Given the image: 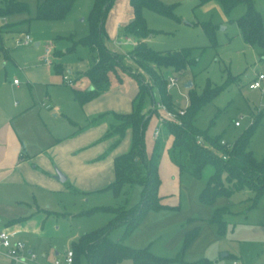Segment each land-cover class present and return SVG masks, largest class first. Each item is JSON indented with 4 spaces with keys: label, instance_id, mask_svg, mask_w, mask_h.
Here are the masks:
<instances>
[{
    "label": "rangeland",
    "instance_id": "1",
    "mask_svg": "<svg viewBox=\"0 0 264 264\" xmlns=\"http://www.w3.org/2000/svg\"><path fill=\"white\" fill-rule=\"evenodd\" d=\"M19 1L25 2L28 10L17 14L16 17L21 22L16 23V30L5 35L4 39L11 56L8 58L9 62L6 68L8 76L10 75L11 85H13V88L9 87L13 91V95H10L11 101H19L16 96L17 92L29 93L27 83V76L29 75L36 77L37 83L34 85V90L38 97L51 92L55 98L61 101L72 98L71 101L80 106L73 96L71 84H64L60 81L61 75L56 71L54 64L50 63L45 56L44 51L46 44L52 42L64 44L67 40L66 37L79 39L88 34V14L93 0H75L65 16L55 19H37L34 17L38 0ZM160 1L171 5V12L174 17L143 8L142 15L146 26L152 30L146 37V44L154 50L191 48L192 56L195 57V62L181 71L166 68L158 69L161 77L166 78V80L170 75L175 77L173 85L168 86L167 84L168 93L175 107L185 108L187 106L190 88L201 92L207 84L211 87L222 85V89L197 111L194 120L196 127L206 130L211 137L218 136L228 144L233 143L243 132L252 127L248 149L251 150L256 159H261L264 154V45L258 42L248 43L240 33L236 19L243 14L245 5L238 4L228 13H225L217 0H207L203 3L199 0ZM129 5V0H114L108 8L103 24L104 42L108 50L121 55L123 63L129 65L131 72H136L135 65L130 62L127 63L131 51L130 41H133L134 36L127 34L124 42H118L126 17L121 16L118 18L120 20H117L116 15L121 9H124V12L128 8L130 10ZM253 6L261 15L264 36V0H253ZM111 11H115V16L110 15ZM107 20L112 24L109 28L106 27ZM117 23L121 26H116ZM207 26L213 30L214 41L206 33ZM25 32L31 37L26 45L20 41ZM35 41H41L40 48L35 47ZM49 49V52L52 53L51 48ZM79 53V51L71 52L65 60H78ZM259 73L263 74L260 87L249 88V82L255 79ZM120 75L121 83L118 86H112V90L120 92L115 103L118 104L119 108H124L120 110L121 112H126L130 108L129 100L138 86L136 79L126 68H121ZM15 78L21 86L17 92L14 83H12ZM144 80L150 83V79L146 75H144ZM187 81L192 82L189 88L184 86ZM103 94L104 92L95 98ZM157 101L158 96L156 95L155 102ZM150 109H152L150 95L145 94L142 110L148 113ZM79 110L82 112V108ZM160 110V107H157V111ZM234 121H238L239 125H234ZM156 128H159V136L162 138L161 154L169 156L168 147L164 140L165 133L156 112H153L144 124L145 150L151 151L154 142L153 132ZM94 141L96 144V141L100 142L102 138H97V140H92L89 143L93 144ZM212 172L213 167L210 164L205 165L200 177L196 178L197 183L191 181V176L188 174L181 173L182 191L179 207L149 210L153 211L154 214L151 222L162 220L178 222L189 208L187 195L196 185L199 189L197 190L198 199L199 191ZM126 189V194L122 192L117 197L109 190L107 192L88 191L84 193L81 190H64L52 193L53 199L47 193L46 198L51 201V204L50 207H47L48 202H46L45 208L53 212L43 219L44 233L48 235V238L39 239L40 241L36 239L34 246L36 261L40 264L52 261L56 257L55 250L60 251V253L63 252L68 248L70 241L76 240L81 233L105 224L113 216L111 212L93 210L96 206L122 204L126 207H133L136 205L141 198L140 185L134 183ZM30 196L31 194L28 193V197ZM253 196L254 194L250 189L244 188L233 191L227 197H217L214 200L215 205L226 204L229 210L224 215V231L219 234L215 225L209 222L217 236L216 242L204 251H191L189 253L184 251L183 257L186 258L183 259L191 261L208 259L209 264H233L234 257H237L242 264H264V194L258 197L255 204H252ZM180 227V223L174 224L173 235L177 233ZM123 228L122 225L113 227L110 231L111 238L113 240H117L118 237L121 238ZM160 232L162 230L158 231V233ZM47 240L51 247L45 251ZM163 240L164 238H161L153 243L154 252L149 244L142 247H147L150 252L156 255L176 256L181 249L183 240L176 248L160 246ZM22 241L25 246L32 243L26 238H23ZM44 253L45 255H43ZM128 262L129 260L126 259L120 264H128ZM184 262L173 261L169 264H187ZM0 264L23 263H10L8 259L2 258L0 255ZM62 264L65 263L62 262ZM80 264H89L84 254L80 255Z\"/></svg>",
    "mask_w": 264,
    "mask_h": 264
},
{
    "label": "trees",
    "instance_id": "2",
    "mask_svg": "<svg viewBox=\"0 0 264 264\" xmlns=\"http://www.w3.org/2000/svg\"><path fill=\"white\" fill-rule=\"evenodd\" d=\"M75 0H38L34 17L37 19H55L66 15ZM114 0H93L89 10V32L87 35L71 41L68 49L76 46L84 47L91 55L89 67L83 75L89 81L91 88L74 89V96L79 103L89 101L108 90L110 86V73L118 74L117 68H126L137 81V91L131 99V110L125 113L113 111L102 112L90 118L81 127L95 124L112 118L109 129L103 137L116 135V141L122 138L127 129L131 138L128 149L116 155L113 159L114 179L105 187L115 197L122 192L126 194L127 188L134 183L141 187V198L133 207L124 205L96 206L93 210L111 212L113 216L103 225L81 233L70 247L73 252L72 264H80V255L84 254L89 264H120L129 260L128 264H169L173 261L183 262V254L191 241L199 232L198 227L188 230L183 237L182 246L174 257H164L149 251L147 247H131L123 242L140 223L147 211L165 207L160 202L158 187L160 178L158 174V161L161 155L162 138L154 139L150 153L145 150L143 129L147 118L153 113L158 114L155 104L161 103L168 111L175 114L174 119H163L161 127L165 135L171 136L168 154L181 173L198 178L205 165L210 164L213 172L198 193V200L204 204H213L219 196H229L233 191L244 188L250 189L254 196L252 204L264 194V154L256 159L248 149L249 136L252 127L243 132L229 147L220 143L218 136L211 137L206 130L196 127L194 120L199 108L204 105L221 86L211 87L207 84L201 92L190 88L188 90L187 106L179 114L167 88L166 78H162L159 68L181 71L195 62L191 48L154 50L142 39L152 32L146 26L142 9L148 8L157 13L174 17L171 5L160 0H129L133 16L124 25L126 34L133 35L137 42L131 49L129 56L135 63L136 72H131L129 65L122 61L117 52L107 49L104 42V18L108 8ZM201 3L207 0H199ZM225 13H228L238 4H244L245 10L236 21L240 33L248 43L258 42L264 45L262 20L260 13L254 8L253 0H217ZM28 10L27 4L19 0H0V19H4ZM15 23L0 22V44L4 32L11 31ZM206 33L214 41L213 30L206 27ZM1 49V46H0ZM148 76L150 83L144 80ZM149 94L152 109L143 112L144 95ZM158 101L155 102V96ZM163 133V134H164ZM201 137V143L197 141ZM115 141V143H116ZM221 152L225 157L219 155ZM226 204L214 206L209 222L214 224L217 232L224 231V215L228 213ZM122 225L123 234L118 240H113L110 231L113 227ZM188 264H209L208 259H200Z\"/></svg>",
    "mask_w": 264,
    "mask_h": 264
},
{
    "label": "crops",
    "instance_id": "3",
    "mask_svg": "<svg viewBox=\"0 0 264 264\" xmlns=\"http://www.w3.org/2000/svg\"><path fill=\"white\" fill-rule=\"evenodd\" d=\"M129 6L130 10L128 8L124 12V9H121L116 15L117 20H120L118 18L121 16L126 17L124 25L133 16L132 7ZM115 11H111L110 15L115 16ZM16 16L17 14L4 18L3 22H18ZM0 21L2 23V19ZM111 26L112 24L107 20L106 27ZM116 26L121 25L117 23ZM16 28L17 25L11 31L4 32L0 44V230H14L17 232V238L31 240V244H26V250L35 253L36 239L48 238V235L44 233L43 219L52 214L53 211L45 208L46 202H48L47 207H50L51 204V201L46 198L47 193L53 199L52 193L64 190H81L83 193L88 191L107 192L108 189H105V187L114 179L113 159L116 155L128 149L131 134L130 130L127 129L124 136L118 141H116V135L103 137L112 121L109 116L95 124L81 127L92 116L102 112L111 110L117 113H125L120 111L124 108H119L118 104L115 103V100H118L120 96V92L112 90V86L115 87L121 83V68L119 67L117 68V75L114 73L109 75L110 86L108 90L103 95L91 99V101L79 103L76 100L80 106L74 104V101H71L72 98L61 101L55 98L51 92L38 97L34 90V85L37 83L35 81L36 77H30L29 75L27 76V83L30 95L24 91L22 93L17 92L21 87L19 81L15 83L13 82L14 79L12 80L16 88V96L19 99V101L12 102L10 95H13V91L9 87L13 88V85H11L10 75L8 76L6 70L9 62L8 58H11V56L4 39L5 35L13 30L15 31ZM126 37L127 34L123 27L118 42H124ZM142 40L146 43V37ZM136 42L137 39L133 37V41H130L131 49ZM56 43L46 44V48H51L52 51V53L48 52L46 57L50 63L54 64L56 71L61 75L60 81L68 84L63 79L64 74L71 79L73 96L74 89H89L91 85L83 72L91 62L90 53L82 46L68 49L71 45L69 39L64 44ZM34 45L36 48H40L42 43L41 41H35ZM78 51L80 52L78 60H65L69 53ZM129 62L135 65L130 56L127 60V63ZM131 98L129 100L130 108L126 112L131 110ZM45 104H48V106H45ZM81 108L84 114H81L82 112L79 110ZM157 115L158 117L162 115V111L160 110ZM97 138H102V141H96V144L95 141L93 144L89 143L92 140H97ZM164 140L167 147H169L171 136L165 135ZM56 170L63 173L65 176L64 181H60L55 177ZM158 174L160 178L158 195L160 196V202L165 206L162 209L178 206L181 202L182 191L181 172L169 156L160 155ZM190 179L197 183L196 178L191 177ZM195 182L193 183L195 184ZM197 190L199 189L195 185L187 195L189 208L178 222H168L167 220L151 222L154 214L153 211H148L137 228L124 238L123 242L131 247H142L149 244L154 252L153 243L164 238L160 246L171 248L173 246L176 248L181 244L184 234L188 230L198 227L199 232L185 249V253L199 252L210 248L216 242L217 236L208 219L211 216L213 206L217 205H215V202L210 205L200 202L197 199ZM28 193L31 194L30 197H28ZM179 223L181 227L173 235L174 224ZM161 230L162 232L158 233ZM71 242L68 248H70ZM49 247L51 245L47 240L45 251ZM64 252L65 250L61 253L55 250L54 254L56 257H62ZM0 255L2 258L8 259L10 263H23L10 260L5 255L1 245ZM234 259L239 258L234 257ZM185 260L183 259V262ZM188 262L192 261L187 259L184 263L188 264Z\"/></svg>",
    "mask_w": 264,
    "mask_h": 264
},
{
    "label": "built area",
    "instance_id": "4",
    "mask_svg": "<svg viewBox=\"0 0 264 264\" xmlns=\"http://www.w3.org/2000/svg\"><path fill=\"white\" fill-rule=\"evenodd\" d=\"M30 41V36L25 33L23 39L21 42L23 44H27ZM49 52V48H46L45 50V56H47ZM63 79L70 83L71 79L64 74ZM263 79V74L259 73L255 79H253L251 82H249L248 87L249 88H256L260 87V80ZM17 79L15 78L13 82L17 83ZM175 83V77L172 75L167 77V84L173 85ZM188 101V98H187ZM45 106H48V104H45ZM155 108L160 107L162 111V115H159L160 122L163 119H174L175 114L168 111L161 103L157 102L155 105ZM154 106H152L154 108ZM177 112L179 114H182L184 112V108L177 109ZM234 125H239L238 121H234ZM159 135V128H156L154 130V136L157 137ZM197 141L201 143V137L199 136ZM221 144H224L225 146L229 147L230 144L226 143L224 140H220ZM216 152L221 155L222 157H225L221 152ZM16 231H8V230H0V245L4 249V253L7 257H9L10 260L14 262H23L26 264H39L36 261V254L32 251L27 252L26 246L24 245L23 241L16 237ZM72 256L73 252L71 248H67L63 254L62 257H56L52 261H47L43 264H62L64 262L65 264H72ZM233 264H242V262L239 259H234Z\"/></svg>",
    "mask_w": 264,
    "mask_h": 264
},
{
    "label": "water",
    "instance_id": "5",
    "mask_svg": "<svg viewBox=\"0 0 264 264\" xmlns=\"http://www.w3.org/2000/svg\"><path fill=\"white\" fill-rule=\"evenodd\" d=\"M192 85V82L191 81H187L184 83V86L186 88H189L190 86ZM91 88V86H90ZM55 177L60 180V181H64L65 180V176L63 175L62 172H60L59 170H56V174H55Z\"/></svg>",
    "mask_w": 264,
    "mask_h": 264
}]
</instances>
